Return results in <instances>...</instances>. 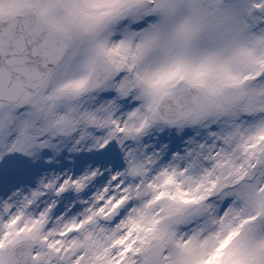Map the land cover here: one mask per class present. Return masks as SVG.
<instances>
[{
  "label": "snow or ice",
  "instance_id": "1",
  "mask_svg": "<svg viewBox=\"0 0 264 264\" xmlns=\"http://www.w3.org/2000/svg\"><path fill=\"white\" fill-rule=\"evenodd\" d=\"M0 264H264V0H0Z\"/></svg>",
  "mask_w": 264,
  "mask_h": 264
}]
</instances>
